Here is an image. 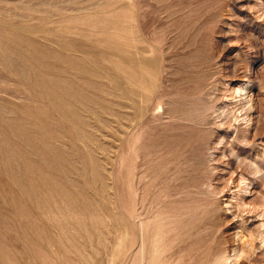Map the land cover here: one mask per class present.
Here are the masks:
<instances>
[{"label":"rangeland","instance_id":"374dc122","mask_svg":"<svg viewBox=\"0 0 264 264\" xmlns=\"http://www.w3.org/2000/svg\"><path fill=\"white\" fill-rule=\"evenodd\" d=\"M0 264H264V0H0Z\"/></svg>","mask_w":264,"mask_h":264},{"label":"clouds","instance_id":"9594fccd","mask_svg":"<svg viewBox=\"0 0 264 264\" xmlns=\"http://www.w3.org/2000/svg\"><path fill=\"white\" fill-rule=\"evenodd\" d=\"M243 255H244L243 253L240 254L241 257H243ZM239 258H240V257H238L237 259H239Z\"/></svg>","mask_w":264,"mask_h":264},{"label":"bare ground","instance_id":"6f19581e","mask_svg":"<svg viewBox=\"0 0 264 264\" xmlns=\"http://www.w3.org/2000/svg\"><path fill=\"white\" fill-rule=\"evenodd\" d=\"M246 103H247V101H246ZM249 103H250V100H249ZM243 108V107H242ZM242 110V109H241ZM240 112V111H239ZM243 112V111H242ZM242 263V262H241ZM256 263V262H255Z\"/></svg>","mask_w":264,"mask_h":264}]
</instances>
